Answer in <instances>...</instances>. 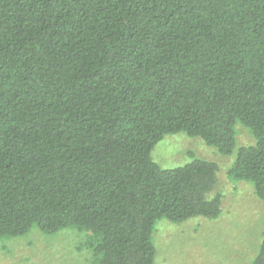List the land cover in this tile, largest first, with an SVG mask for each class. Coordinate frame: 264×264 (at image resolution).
<instances>
[{
	"label": "trees",
	"instance_id": "1",
	"mask_svg": "<svg viewBox=\"0 0 264 264\" xmlns=\"http://www.w3.org/2000/svg\"><path fill=\"white\" fill-rule=\"evenodd\" d=\"M178 133L264 202V0H0V239L76 230L92 264H155L159 221L222 212L216 163L153 160Z\"/></svg>",
	"mask_w": 264,
	"mask_h": 264
},
{
	"label": "rangeland",
	"instance_id": "2",
	"mask_svg": "<svg viewBox=\"0 0 264 264\" xmlns=\"http://www.w3.org/2000/svg\"><path fill=\"white\" fill-rule=\"evenodd\" d=\"M237 143L247 146L254 139L247 129L239 127ZM152 157L163 169L183 166L193 157L216 163L218 185L214 193L222 195V212L215 219L194 217L181 224L168 220L157 223L155 264H250L264 230V202L249 183L230 177L235 155H222L200 138L178 133L166 135ZM86 240L87 235L76 230L52 236L34 230L22 237L1 238L0 264H92L93 253Z\"/></svg>",
	"mask_w": 264,
	"mask_h": 264
}]
</instances>
